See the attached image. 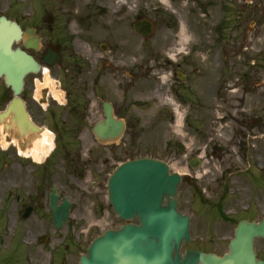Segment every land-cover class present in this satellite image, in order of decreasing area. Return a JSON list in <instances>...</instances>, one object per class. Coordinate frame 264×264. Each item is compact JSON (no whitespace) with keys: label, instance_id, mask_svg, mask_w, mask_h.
<instances>
[{"label":"rangeland","instance_id":"374dc122","mask_svg":"<svg viewBox=\"0 0 264 264\" xmlns=\"http://www.w3.org/2000/svg\"><path fill=\"white\" fill-rule=\"evenodd\" d=\"M263 8L264 0H0V15L35 26L65 64L35 74L33 90L26 79L28 94L40 84L59 98L47 111L30 105L35 123L53 136L51 149L40 163L12 145L10 156L0 153V264H77L93 237L122 224L97 157L109 161L107 173L152 156L182 175L178 209L190 215L191 235L182 250L221 253L237 219L264 216ZM140 16L155 21L148 38L131 29ZM239 96L247 114L235 123L230 107ZM104 99L126 129L98 144L91 127L103 117ZM52 183L72 203L59 230L39 204ZM27 205L33 212L24 219ZM255 247L264 256V238Z\"/></svg>","mask_w":264,"mask_h":264},{"label":"water","instance_id":"95a60500","mask_svg":"<svg viewBox=\"0 0 264 264\" xmlns=\"http://www.w3.org/2000/svg\"><path fill=\"white\" fill-rule=\"evenodd\" d=\"M44 20L49 24L53 21L51 15ZM153 28L154 23L147 18L133 23L135 32L144 37ZM20 40L25 48H39L40 37L34 27L22 30L15 21L0 16V76L14 94L6 110L0 112V122L9 117L10 124L5 123L4 128L23 148L22 139L28 135L29 141L40 129L30 120L19 95L25 75L38 72L40 65L24 49L12 47ZM59 59L51 50L44 58L50 65ZM102 108L105 118L96 122L93 132L100 142L116 140L124 130V122L114 117L109 102L104 101ZM179 181V174L170 173L168 165L158 159L142 157L118 165L109 178L108 199L118 216L125 220L136 217L139 223H125L117 230L107 229L96 236L80 256L79 264H264L254 252V238L264 237V217L258 222L239 221L229 241V251L222 257L194 249L182 254V241L189 242L190 235L189 216L176 209ZM58 196L52 186L48 206L55 228L67 221L71 207L65 197L57 204ZM29 211L27 208L23 216Z\"/></svg>","mask_w":264,"mask_h":264},{"label":"bare ground","instance_id":"6f19581e","mask_svg":"<svg viewBox=\"0 0 264 264\" xmlns=\"http://www.w3.org/2000/svg\"><path fill=\"white\" fill-rule=\"evenodd\" d=\"M42 85H38V91H37V95L39 94V91L41 89ZM238 103L237 104H233L231 105L230 109V117L232 119L233 122L236 123V119L235 117H238L239 115L245 116V114H247V110L245 108H243V104H244V97L243 96H239V98L237 99ZM3 130L0 126V137H1V144L4 145V134H3ZM53 141V136L52 134L49 133L47 128H44L43 130H41V132L39 134H37L35 136V138H33L32 143L30 145V147H26L24 150H20V154H22L25 157H31L33 158V160L35 161H40V159L42 158V156L47 153V151H49L53 145L52 143ZM14 143H16V141H13ZM236 154V152H235ZM246 188V187H243Z\"/></svg>","mask_w":264,"mask_h":264},{"label":"flooded vegetation","instance_id":"af4514ba","mask_svg":"<svg viewBox=\"0 0 264 264\" xmlns=\"http://www.w3.org/2000/svg\"><path fill=\"white\" fill-rule=\"evenodd\" d=\"M42 44V46H43V42L41 43ZM45 44H46V46H48L49 44H47L46 42H45ZM43 59V55L42 56H40L39 58H37V60H39V61H41ZM65 64H61V65H59V67L58 68H62L63 66H64ZM65 70H67L66 68H65ZM34 81H35V78H34V76H31V77H29V83L31 84V88H32V90H33V86H34ZM0 83H2V85L4 86V83H3V81H1L0 80ZM60 83H61V81H60ZM27 89H28V87H27ZM3 93L0 95V108H4L5 107V105L7 104V102L9 101V99L12 97V93H11V91H10V89H7V88H5V86H4V88H3ZM46 91H43L42 92V95L40 96V99L42 100V99H46L48 102L46 103V105L47 106H49V104H50V98H49V95H50V93L47 91L46 92V96H47V98H46V96L44 97L43 96V94L45 93ZM23 99H24V101H25V104H26V107H27V109H28V111H30V105L31 104H37V105H41L40 104V102H39V99L38 98H36L34 95H32L31 94V92H30V94H28V92L25 90V92H24V94H23ZM38 106V109H40V107ZM46 110H48V109H46ZM7 155H11V153L10 152H8L7 153ZM78 160H81V159H78ZM102 160V161H101ZM84 161H87V160H84ZM97 161H98V167L96 168V172L99 174V175H104L105 173L106 174H109V172L107 173V171L108 170H110V163H109V161L107 160V158H104V159H101L100 157H97ZM87 163H84L83 165L81 164V166H84V167H87ZM86 169V168H85ZM105 174V175H106ZM94 182V181H93ZM98 183L99 182V180L97 179V180H95V183ZM225 251H222L221 253H217V254H219V255H222L223 253H224Z\"/></svg>","mask_w":264,"mask_h":264}]
</instances>
